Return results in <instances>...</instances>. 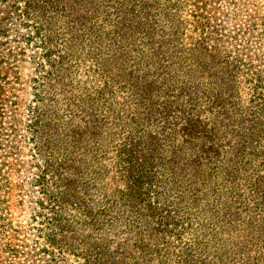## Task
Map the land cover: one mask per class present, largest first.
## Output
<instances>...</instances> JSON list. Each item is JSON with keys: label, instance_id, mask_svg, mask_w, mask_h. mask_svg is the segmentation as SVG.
<instances>
[{"label": "trees", "instance_id": "1", "mask_svg": "<svg viewBox=\"0 0 264 264\" xmlns=\"http://www.w3.org/2000/svg\"><path fill=\"white\" fill-rule=\"evenodd\" d=\"M248 1H229L226 15L236 22L245 16V26L235 23L225 33L213 23L218 7L210 0H0L6 13L0 39L12 24L15 38L47 44L43 61L52 59L49 46L58 41L66 47L62 59L90 53L91 90L81 100L57 72L64 61L48 72L50 87H63L71 94L68 106H76L60 120L68 135H59L61 123L39 104L37 71L25 129L38 181L50 177L60 189L45 192L46 200H88L80 203L85 224L126 235L114 246L101 235L81 242L69 229H54L32 251L54 261L66 255L64 245L89 240L72 253L83 264H264V91L249 106L240 104L235 77L242 60L226 47L257 30ZM1 103L0 200H6L3 152L19 148L20 140L17 123L6 126ZM107 105L112 125L98 112ZM113 170L124 186L105 192ZM101 190L108 200L102 206L91 201ZM7 230L0 217L1 235Z\"/></svg>", "mask_w": 264, "mask_h": 264}, {"label": "rangeland", "instance_id": "2", "mask_svg": "<svg viewBox=\"0 0 264 264\" xmlns=\"http://www.w3.org/2000/svg\"><path fill=\"white\" fill-rule=\"evenodd\" d=\"M229 1L218 0L215 2V0H210L213 5L218 7V12L212 10L217 13L213 23L224 28L225 33L230 30L233 32L236 27H234L235 23L238 28L245 26V16L236 22L231 13L229 16L226 15L227 12L232 11ZM248 3L250 4L249 12L258 16L256 32H250L247 37L240 36V38L232 39L226 43V47L232 50L234 60H242L238 63L235 83L240 104L247 106H249L250 98H253L259 91H264V0H249ZM207 9L209 10L210 6ZM5 14V10L0 6V24ZM10 26L12 27L8 28V37L0 39V65H2L0 67V100L2 99L1 106L3 107L6 126L12 127L17 123L16 128L20 141L18 143L19 148L11 150L8 147L7 151L3 152V156L6 155L9 160V167H6L8 170L6 200H0V217L8 230L6 236L0 233V264H83V261H79L72 253L81 252L82 247L88 245L89 240L77 244L74 248L64 245L61 249L66 252V255L57 256L54 261L48 254L32 251L33 246H36V242H43L45 236L50 235L54 229L55 232L69 229L70 232L67 231L69 232L68 236H79L81 242L90 237L89 235L94 236L92 237L94 239L101 235L112 240L114 246L124 243L126 235L96 231L90 225L85 224L84 219L87 220V215L80 203L88 200H74L73 202V200H64L63 197H61L63 200H56V202L46 200L45 192L59 193L60 189L53 184V179L50 177L47 179L43 177L42 183L38 181L39 175L42 174L40 168L33 165L36 156L33 149L35 147L27 137L25 123L28 122L30 116L28 105L30 100L34 98L32 78L36 75H33V72L37 71L38 74L42 75L37 87L42 98L39 104L47 109L49 119L54 123H61V128L58 130L59 135L63 137L68 135V124L62 123L60 120L65 112L69 111V108L76 106L73 104L68 106L70 100L68 96L71 94L63 91V87H50L48 72L53 68V63L64 61L65 63L60 66L62 69L57 72L66 75L63 81L71 84L67 86L73 89L75 100H81V98L88 96L86 91L91 90V85L86 88L87 81L92 78L93 74L90 72L91 55L82 52L81 59H74V62L71 58L62 59L60 55L66 53V47L64 41H58L53 45L54 47L49 46L53 53L52 59L43 61L41 57L44 52L43 47L47 44L37 48L35 47V42H37L35 38L29 43L20 38H15L14 25L11 24ZM10 51H14L12 56L8 55ZM35 52H37L36 58H33ZM70 65H73L74 68H70ZM102 83L103 80L97 84V87L101 86ZM258 83L262 87L256 88ZM115 99L117 103L114 105L119 108L122 107L121 97L116 96ZM108 108L107 105L105 108H100L98 112L100 116H105L103 124L112 125V115ZM112 131L113 134L120 132L114 129ZM95 137L99 141L108 140L100 134L95 135ZM109 138L112 136L110 135ZM63 151L65 157L67 151L61 148V152ZM57 155L53 152V156ZM123 186V180L114 170L103 182L105 192H114ZM103 197V190H101L97 200L91 201L102 206L108 201L103 200ZM56 225H58L57 228Z\"/></svg>", "mask_w": 264, "mask_h": 264}]
</instances>
